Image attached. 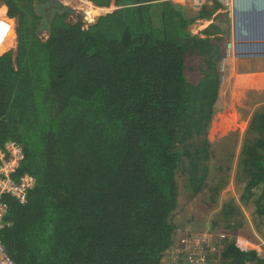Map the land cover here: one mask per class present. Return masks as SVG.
Segmentation results:
<instances>
[{
    "label": "trees",
    "instance_id": "16d2710c",
    "mask_svg": "<svg viewBox=\"0 0 264 264\" xmlns=\"http://www.w3.org/2000/svg\"><path fill=\"white\" fill-rule=\"evenodd\" d=\"M88 1L117 9L86 29L56 14L44 39L34 5L45 0H0L16 20V47L0 54V149L18 143L13 177L35 180L24 204L2 198L0 240L16 264H164L178 179L193 199L208 177L205 155L179 146L204 133L217 97L220 25L190 33L216 6L196 14L168 0ZM189 55L202 58L192 72ZM257 118L264 144V110ZM241 198L255 199L262 223L258 155ZM218 264H264V254L224 243Z\"/></svg>",
    "mask_w": 264,
    "mask_h": 264
},
{
    "label": "rangeland",
    "instance_id": "374dc122",
    "mask_svg": "<svg viewBox=\"0 0 264 264\" xmlns=\"http://www.w3.org/2000/svg\"><path fill=\"white\" fill-rule=\"evenodd\" d=\"M58 1L71 10V13L67 14L66 21L75 23L79 20L82 29H86L98 17L115 10L112 8L107 10V8L103 11L85 0ZM168 1L181 7L182 10L191 12L186 3L187 0ZM215 6L213 14L216 18L196 20L190 27V33L203 38L202 32L211 30L210 26L213 23L218 22L220 25L222 31L218 34L215 32L218 28L213 27L215 34L211 36V44L216 47L218 45L214 64V71L219 82L217 97L210 116H207L208 122L204 133L199 138H193L179 146L181 149L188 148L194 157L205 155L204 164L208 168V177L203 183L204 193L201 192L200 197L196 196L193 199L190 194L188 195V191L183 190L184 177L178 179L179 195L175 211L177 214L172 222L182 227V224L190 221L194 223L191 224L194 230L212 229L215 233L221 232L220 235L226 238L219 241L220 243H215L218 250L224 243L235 244L239 241L243 248L256 249L261 255L264 254V220L261 223L253 213L255 199L245 203L241 196L254 158L258 155L264 160V144H261L263 132H260L258 128L257 118V113H263L264 103L256 106V103L264 101V95L261 96L253 89L247 90L240 87L243 83L237 84L235 77L253 74L255 71L260 73L264 69L262 67L257 70L259 62L255 60L264 58V9L259 8L258 0H235L233 6L236 8L234 12L236 16L233 19V9ZM213 8L214 6H206L203 10L211 12ZM92 10L96 12L90 13ZM12 21L16 25V20L12 19ZM243 21L245 24L242 23ZM257 30H260L263 35L257 37L255 35ZM236 31L242 35L237 34L235 38ZM14 33L16 31L10 34L12 43L16 40ZM39 37L46 39L47 32H42ZM218 38L220 41H215ZM257 47L263 53L253 52ZM240 48H247L246 50L252 48V50L244 53ZM2 52H6L5 47L0 49V53ZM201 62L202 58H197L195 55L187 56L186 71L197 70ZM206 141L208 147L203 146ZM261 191V188L252 190L256 195H259ZM193 203L194 207L191 205ZM190 214H192L191 218ZM202 217L207 221H204ZM177 240L172 236L169 251L166 250V257L162 259L164 264H186L184 256L174 253L178 246ZM206 263L212 264V261H206Z\"/></svg>",
    "mask_w": 264,
    "mask_h": 264
},
{
    "label": "built area",
    "instance_id": "2783aa9c",
    "mask_svg": "<svg viewBox=\"0 0 264 264\" xmlns=\"http://www.w3.org/2000/svg\"><path fill=\"white\" fill-rule=\"evenodd\" d=\"M233 2L235 0H187L186 3L189 6V10L192 13H199L206 6H220L233 9V15L236 8H233ZM235 4V3H234ZM0 6L5 7L0 3ZM104 9L107 8H102ZM109 10V8L107 9ZM4 16L11 19L7 15V11ZM232 17V13H231ZM16 29V25L12 24L10 32L4 33L0 36V49L6 48V51H12L16 47V40L12 43L10 34ZM16 36V33H14ZM16 38V37H15ZM14 45V46H13ZM13 46V48L11 47ZM23 160V149L16 142H7L0 149V229L8 225L5 221L8 206L3 201L4 196H10L14 198L19 204H24L27 200L28 192L34 187L35 180L29 174H23L17 179H14L13 175L20 166ZM174 223V222H173ZM176 228L174 229L173 236L178 237V246L175 248L174 253L185 257L186 264H210L206 263L212 261V264H218L220 249L218 250L215 243L222 241L226 238L224 235H220L221 232L215 233L211 230H194L191 226H179L174 223ZM218 237L220 239H218ZM221 246V245H220ZM173 249V248H170ZM169 250L167 249V252ZM173 251V250H172ZM173 254V253H172ZM0 264H16L14 260L7 254L5 248L0 240Z\"/></svg>",
    "mask_w": 264,
    "mask_h": 264
},
{
    "label": "crops",
    "instance_id": "0c3cea01",
    "mask_svg": "<svg viewBox=\"0 0 264 264\" xmlns=\"http://www.w3.org/2000/svg\"><path fill=\"white\" fill-rule=\"evenodd\" d=\"M88 3H90V4H93L92 2H90V1H88V0H86ZM94 5V4H93ZM214 6V5H213ZM94 7H96V8H100V9H102V8H112V9H117V7H115L114 5H110V6H108V7H105V6H100V7H98V6H95L94 5ZM112 11V10H111ZM114 11V10H113ZM214 15V14H213ZM211 16L210 18L211 19H213L214 17H215V15L214 16ZM210 18H208V19H210ZM242 23H244L245 24V21H243ZM237 26V25H236ZM238 27V26H237ZM237 30V29H236ZM237 34H241L242 35V33H239V31H238V33H237V31H236V34H235V37L237 36ZM263 35V33L262 32H260L259 34L258 33H256V36L258 37V36H260V35ZM257 49H258V47H257ZM258 51H262V50H260V49H258ZM262 52H259V54H261ZM256 61H258L259 63L257 64V67H258V69L257 70H260L262 67H264V58H258V59H255ZM261 64V65H260ZM258 71H255L253 74H249V75H244V76H238V77H235L236 78V83L237 84H239V85H241V83H243V85L242 86H240V87H242V88H244V89H253V91L255 90L256 92H259L260 93V95L262 96V95H264V69L260 72V73H257ZM243 79H245V80H243ZM262 103H264V101H261L260 103H256V106H260ZM256 109V108H255ZM191 205H193V207H194V203L193 204H191ZM191 215L192 214H190V218H191ZM203 218V217H202ZM203 220L204 221H207V220H205V218H203ZM185 224H187V225H191V224H194L193 222H190V221H188V222H186ZM192 226V225H191ZM193 227V226H192ZM235 246L236 247H238L239 249H246V248H243L242 247V244H241V242H239V241H237L236 243H235Z\"/></svg>",
    "mask_w": 264,
    "mask_h": 264
},
{
    "label": "water",
    "instance_id": "95a60500",
    "mask_svg": "<svg viewBox=\"0 0 264 264\" xmlns=\"http://www.w3.org/2000/svg\"><path fill=\"white\" fill-rule=\"evenodd\" d=\"M48 11L50 12L49 17H47ZM34 13L40 18V24L37 30L40 32H46L50 30V25L56 14H69L71 13V10L66 6H63L58 0H45L42 4L36 3L34 5Z\"/></svg>",
    "mask_w": 264,
    "mask_h": 264
},
{
    "label": "clouds",
    "instance_id": "9594fccd",
    "mask_svg": "<svg viewBox=\"0 0 264 264\" xmlns=\"http://www.w3.org/2000/svg\"><path fill=\"white\" fill-rule=\"evenodd\" d=\"M6 11H7L6 7L0 6V36H3L4 33L10 32V29L13 24V21L11 19H8L7 17L4 16V13Z\"/></svg>",
    "mask_w": 264,
    "mask_h": 264
},
{
    "label": "bare ground",
    "instance_id": "6f19581e",
    "mask_svg": "<svg viewBox=\"0 0 264 264\" xmlns=\"http://www.w3.org/2000/svg\"><path fill=\"white\" fill-rule=\"evenodd\" d=\"M86 1V0H85ZM259 1V8H261V9H264V0H258ZM85 3V2H84ZM92 8V7H91ZM233 8H234V6H233ZM235 9V8H234ZM91 10V9H90ZM96 10V9H95ZM96 12V11H95ZM93 10L90 12V13H95ZM92 16V15H91ZM254 23H256V22H254ZM254 23L252 24V25H254ZM258 31V34H259V32H261L260 30H257ZM257 31L255 32V35H256V33H257ZM239 48V47H238ZM238 48H237V51L239 52V50H238ZM247 49V48H246ZM246 49H242V48H240V50L242 51V52H244V53H247V52H251V50H252V48L250 49H248V50H246ZM260 49V48H259ZM257 50V51H256ZM261 50V49H260ZM253 52H257V53H259V52H262V51H258V49L256 48ZM240 53V52H239ZM263 53V52H262Z\"/></svg>",
    "mask_w": 264,
    "mask_h": 264
},
{
    "label": "flooded vegetation",
    "instance_id": "af4514ba",
    "mask_svg": "<svg viewBox=\"0 0 264 264\" xmlns=\"http://www.w3.org/2000/svg\"><path fill=\"white\" fill-rule=\"evenodd\" d=\"M42 3H44V2H42ZM42 3H40V4H42ZM63 6H66V5H64L62 2H60ZM54 6V5H53ZM50 8H51V6H50ZM50 8H49V10H50ZM49 15H50V12L48 11V14H47V17H49ZM235 14L233 15V19L235 18ZM236 38V37H235Z\"/></svg>",
    "mask_w": 264,
    "mask_h": 264
}]
</instances>
